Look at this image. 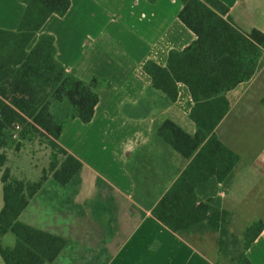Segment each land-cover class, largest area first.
I'll return each mask as SVG.
<instances>
[{"label": "crops", "instance_id": "obj_1", "mask_svg": "<svg viewBox=\"0 0 264 264\" xmlns=\"http://www.w3.org/2000/svg\"><path fill=\"white\" fill-rule=\"evenodd\" d=\"M221 1L241 30L264 33V0ZM182 7L180 0H71L68 13L51 16L30 45L29 50L43 34L53 36L56 59L67 75L88 85L97 80L99 95L92 122L75 118L64 125L59 141L81 169L65 186L50 184V177L19 218L66 240L58 258L47 264H217L218 233L196 231L187 239L153 215L190 163L158 136L159 128L171 120L191 136L197 132L189 118L194 102L184 84L178 85L175 103L164 95L172 104L166 112L145 98L153 86L144 64L165 67L171 51L196 40L179 19ZM26 8L23 0H0V29L17 32ZM106 60L111 73L101 69ZM227 97L230 108L216 134L240 161L230 185L219 183L216 197L230 220L246 222V229L264 223V53L253 78ZM141 104L147 118L132 115ZM209 235H216V244L207 240L204 248L192 240ZM16 242L12 233L0 236L5 248ZM247 256L264 264V229ZM0 264H5L1 255Z\"/></svg>", "mask_w": 264, "mask_h": 264}, {"label": "trees", "instance_id": "obj_2", "mask_svg": "<svg viewBox=\"0 0 264 264\" xmlns=\"http://www.w3.org/2000/svg\"><path fill=\"white\" fill-rule=\"evenodd\" d=\"M23 1L27 8L18 31L0 29V148L14 141L13 128L20 124L18 143L39 135L47 142L53 159L37 181L15 179L9 168L4 170L0 236L12 233L17 242L13 248L0 246V255L5 264H47L58 258L66 240L27 226L19 218L50 177L65 186L82 167L59 143L64 124L54 119L48 98L66 99L76 118L89 124L99 95L94 90L97 80L88 85L67 75L56 59L53 36L41 35L29 50L51 16L68 13L71 0ZM181 2L179 19L196 40L182 51H171L165 67L147 61L143 71L153 88L172 103L178 99V85L187 86L194 102L189 118L197 132L191 136L171 120L159 128L158 136L190 163L153 215L187 239L196 231L218 233L217 264H253L247 251L262 233L264 223L248 226L241 236L231 232L230 216L216 194L219 183L230 185L240 159L219 140L216 129L230 108L227 94L257 72L264 53V33L241 30L221 0ZM6 162L5 154H0V168Z\"/></svg>", "mask_w": 264, "mask_h": 264}, {"label": "rangeland", "instance_id": "obj_3", "mask_svg": "<svg viewBox=\"0 0 264 264\" xmlns=\"http://www.w3.org/2000/svg\"><path fill=\"white\" fill-rule=\"evenodd\" d=\"M180 3L182 4L181 0ZM85 24L87 23L85 22ZM90 32L93 33V29H90ZM109 65V61L106 60L101 66V69L104 68L105 72L111 73V68ZM92 67L90 66L91 71ZM88 68L89 67L87 66L86 69L88 70ZM146 90L148 91L146 92ZM146 90L145 98H147V101L153 104V109H157L158 112H166L172 105L165 98L162 92L157 91L153 87H148ZM48 101L51 104L50 108L52 109L53 114L55 115L58 122L63 123L66 126L70 121L76 118L75 110L66 99H63L62 101H56L50 97L48 98ZM126 106H128L127 102L125 103L124 107L121 106L123 115H126L127 113ZM146 112L147 110L145 106L141 104L136 110H134L132 115H136L141 118H147ZM165 120L166 118H164V121ZM18 142L19 141L14 140L10 142L7 147L3 149L0 148V154H5L7 158L6 165L0 169V178L4 170L9 168L12 177L15 179L37 181L41 177L43 171L49 169L50 163L53 159L52 151L49 147H47V142L45 139L39 135L33 134L21 143ZM62 159V156H59V160ZM50 180V184H58L53 180V178ZM245 227L246 222L241 223L234 221L233 223L232 220L230 230L232 233H236L238 236H241L245 230ZM192 240L198 246L205 248L207 240L209 243L216 244V235H209V237L205 236L203 238L195 237L192 238Z\"/></svg>", "mask_w": 264, "mask_h": 264}, {"label": "built area", "instance_id": "obj_4", "mask_svg": "<svg viewBox=\"0 0 264 264\" xmlns=\"http://www.w3.org/2000/svg\"><path fill=\"white\" fill-rule=\"evenodd\" d=\"M22 131V126L16 124L13 128V140L20 141V132Z\"/></svg>", "mask_w": 264, "mask_h": 264}]
</instances>
